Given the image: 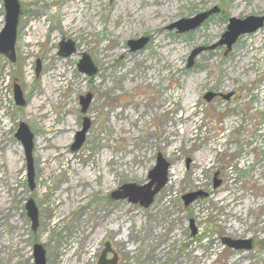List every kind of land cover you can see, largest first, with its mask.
<instances>
[{"label": "rangeland", "instance_id": "rangeland-1", "mask_svg": "<svg viewBox=\"0 0 264 264\" xmlns=\"http://www.w3.org/2000/svg\"><path fill=\"white\" fill-rule=\"evenodd\" d=\"M21 2L37 15L22 18L16 62L0 55V264H34L35 243L46 264H96L105 243L116 264H264V24L227 52L225 45L204 49L187 67L192 50L214 45L229 18L263 16L264 0ZM215 7L190 31L167 28ZM4 22L0 8V29ZM63 35L77 45L64 58L57 51ZM139 37L148 42L131 51L127 41ZM82 53L95 75L77 70ZM14 82L23 106L14 102ZM209 91L231 96L207 101ZM87 93L82 113L79 96ZM83 117L90 126L73 151ZM19 122L33 133V190L14 136ZM58 126L69 128L59 147L64 159L50 141ZM46 143L51 152L40 157ZM157 153L172 169L149 206L110 198L123 184H145ZM42 164L53 169L46 174ZM81 169L89 187L77 177ZM198 191L184 206L183 195ZM29 198L39 213L35 230ZM222 237L252 239L253 248H229Z\"/></svg>", "mask_w": 264, "mask_h": 264}, {"label": "water", "instance_id": "water-1", "mask_svg": "<svg viewBox=\"0 0 264 264\" xmlns=\"http://www.w3.org/2000/svg\"><path fill=\"white\" fill-rule=\"evenodd\" d=\"M3 8L5 11L4 21L5 24L0 30V55L4 56L10 63H14L16 60V53L15 49V39H16V29L18 25V16L20 13L19 10V2L18 0H3ZM218 12V8H212L211 10L201 12V14H197L191 18H180V20L176 22L170 23L167 27L169 30L175 28L176 32L181 33L185 31H190L201 25V23L207 19L212 13ZM228 26L222 34L221 38L214 43V45L209 47L203 48H196L192 50L189 54L187 67H190L193 63L194 58L197 54L202 52L204 49H214L216 46H226V51H229L234 45L237 38L241 35H245V33H251L256 31L257 28L262 27L264 24V15L263 16H247L245 19H237V18H229L228 19ZM148 42L147 37H139L137 40L129 39L127 42V46L130 48L131 51H136L142 48ZM58 55L61 57H67L73 54L74 51V43L72 41H67L59 44ZM77 70L79 72L84 73L85 75H95L97 73L96 67L94 66L93 62L90 59V56L87 53H82L79 62L77 63ZM40 71V63L36 61V68L35 74L39 75ZM13 96L14 102L17 106H23L25 104V98L22 95V91L20 86L14 82L13 83ZM216 95L228 99L231 96V93H227L226 95H222L219 93L213 92H206L205 95L202 96L203 99L207 101H211L216 97ZM92 99V94L87 93L85 96H79V104H81L80 111L85 113L88 109L89 102ZM82 127L75 132L74 140L70 145L73 151L79 150L82 143L85 141L86 136L85 133L89 129V120L85 117L82 118ZM18 129L14 133L16 139H18L24 149V155L26 160V170H27V178L28 186L30 190L35 188V181H34V159H32V152H33V133L28 128L27 124L24 122H19ZM155 166L149 170L147 176L148 181L145 182L143 185L137 184H123L118 189L113 190L110 193L111 199H122L127 200L132 204H139L140 206L146 208L154 201V196L158 193L166 184L168 179V167L169 164L162 157L161 154L157 153ZM214 187H218L219 183L213 180ZM199 196H202L200 191L198 192H189L188 194L183 195V204L187 206L190 202L197 199ZM25 210L27 216L30 218L31 228L35 230L38 224V216L39 213L37 212V207L35 202L31 198L27 199L25 202ZM190 228L193 230L192 234L195 233V229ZM222 244L229 248H234L236 250H251L253 248V240L249 238L243 239H230L228 237H222ZM111 249L108 243H105L104 249L100 252L101 255L97 261V264H116L115 260L116 257L112 259H106L107 252H110ZM32 256L34 257V264H46V255L45 250L41 244H33L32 249Z\"/></svg>", "mask_w": 264, "mask_h": 264}, {"label": "bare ground", "instance_id": "bare-ground-1", "mask_svg": "<svg viewBox=\"0 0 264 264\" xmlns=\"http://www.w3.org/2000/svg\"><path fill=\"white\" fill-rule=\"evenodd\" d=\"M81 1H78V3H80ZM127 3V2H126ZM131 4V3H130ZM126 7V6H125ZM80 6L78 7V8H76L74 11H76V12H78V11H80V12H82L81 10H80ZM164 8V7H163ZM126 9V8H125ZM132 9H133V7H132ZM164 9H166V8H164ZM145 15H147V14H145ZM147 18V17H146ZM68 21V20H67ZM153 26L154 24H145L144 26L146 27V28H149L150 26ZM122 26V25H121ZM118 32H121V33H123V32H125L127 29L126 28H123V27H119L118 29ZM104 58V57H103ZM123 59V58H122ZM52 126V125H51ZM50 131V130H49ZM54 134H52V135H50V141L53 143V146L55 147H57L58 149L55 151L56 153L54 154V156L56 157V156H58L59 155V157L60 158H63L64 159V157H63V153L62 152H60V150H59V147H60V145H61V143H63L64 142V140H68V131H69V128H66V127H64V126H58V127H56L54 130ZM51 133V132H50ZM41 149H42V151H41V153H40V157H42V156H44V153L48 150V152L50 153L51 152V149L52 148H50L49 146H48V143H46V144H43V146L41 147ZM40 149V150H41ZM54 157H52V159H53ZM210 158V156H209V153L208 154H205L204 155V160L205 161H208V159ZM54 160V159H53ZM202 162V161H201ZM196 165L197 164H199V163H196V161L194 162ZM43 165V164H42ZM43 169L44 170H46V174L48 173V172H50L52 169H53V165L51 164V165H43ZM14 168V165L13 166H11V170ZM42 169V168H41ZM172 169V168H171ZM171 169H169V172L171 171ZM15 170V169H14ZM14 171H11L10 173H13ZM174 172H175V170H174ZM173 172V173H174ZM78 174V173H77ZM77 177H79V179H82L83 181H82V185H84V186H87V187H89L88 185L90 184V178H89V175L87 174V170L86 171H84V170H80V172H79V174L77 175ZM43 195V194H42ZM75 194H73V196H74ZM222 198V197H221ZM227 198H229V196L227 197ZM60 200H62L63 201V199H60ZM225 200V199H224ZM246 204V203H245ZM98 226H104V223H100V224H97Z\"/></svg>", "mask_w": 264, "mask_h": 264}, {"label": "flooded vegetation", "instance_id": "flooded-vegetation-1", "mask_svg": "<svg viewBox=\"0 0 264 264\" xmlns=\"http://www.w3.org/2000/svg\"><path fill=\"white\" fill-rule=\"evenodd\" d=\"M18 2H19V10H20V13H19V16H18V25H17V29H16V32H17V34H16V39H15V48H16V44L18 43L17 41L19 40V37H20V35H21V27L22 26H24L25 25V21H22V18H25L27 15H29L30 14V12L31 13H34L35 11H33V10H29L30 8L29 7H25L24 5H23V2H21V0H18ZM53 5H55V4H53ZM0 8L3 10V3L2 2H0ZM35 14H36V12H35ZM37 15V14H36ZM60 42L58 43V50H59V44L60 43H63V42H67V41H72L73 43H74V51L76 52L77 50V45H76V41L75 40H71L70 38H67L66 36H64L63 35V37H61V39L59 40ZM57 50V51H58ZM14 51H15V49H14ZM59 52V51H58ZM75 52L73 53V54H75ZM16 53V52H15ZM72 55V54H71ZM70 55V56H71ZM4 57V56H3ZM67 57H69V56H67ZM5 58V57H4ZM16 58H17V53H16ZM6 59V58H5ZM7 60V59H6ZM39 61V60H38ZM15 62H16V60H15ZM14 62V63H15ZM14 63H12V64H14ZM36 63V62H35ZM40 63V62H39ZM35 67H36V65H35ZM41 69H42V64L40 63V71H41ZM40 71H39V73H40ZM38 73V74H39ZM40 75V74H39ZM39 75H36V76H39ZM26 178H27V174H26ZM27 183H28V181H27ZM35 185H36V183H35ZM29 187V186H28ZM106 259H108V258H106Z\"/></svg>", "mask_w": 264, "mask_h": 264}]
</instances>
